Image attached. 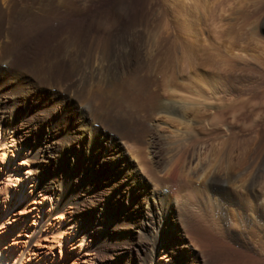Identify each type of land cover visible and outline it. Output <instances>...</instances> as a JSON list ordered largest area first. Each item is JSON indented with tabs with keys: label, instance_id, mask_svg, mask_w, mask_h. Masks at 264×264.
<instances>
[{
	"label": "rangeland",
	"instance_id": "rangeland-1",
	"mask_svg": "<svg viewBox=\"0 0 264 264\" xmlns=\"http://www.w3.org/2000/svg\"><path fill=\"white\" fill-rule=\"evenodd\" d=\"M125 1L53 0V10L47 11L42 10L45 6L42 1L36 0L33 3V9L38 13L37 18L19 23L14 33L20 31L23 33L20 37L21 42H33L36 47L38 45L33 53L37 57L45 50L48 51L54 40L69 39L71 41L86 37L95 41L102 40L122 28L127 21L135 18L147 19L151 16L159 25L155 39L161 45L158 62L160 76L169 71L174 44L181 46L187 41L191 45L193 43L191 40L194 38L197 46L195 68L197 71L214 77L215 90H212L214 98H210L207 102L209 110L232 105L237 99L242 98L247 100L252 97L255 103V107L250 110L248 109L250 105L244 103L245 106L240 114L243 111L251 117L248 121L242 118V122H245L244 126L238 124L230 136L237 141L238 145L240 143L239 160L241 162L251 147L258 149L257 154L260 155L257 156L258 181L262 182L259 181L256 190L258 193L261 191L260 194H262V184H264V147L262 148L264 138H261L264 135V106H262L264 0H207L206 8L209 19L206 20V24H199L201 23L199 22L197 24L199 26H194V37L185 23L184 15L186 10L190 11V14L195 12L193 0H128L130 2L128 8L118 13L114 5ZM59 5L60 7H57ZM202 16L200 15V18ZM220 16L223 20L218 19ZM158 17H160V23ZM213 18L218 20H216L217 23L211 25ZM95 20L101 21L100 27ZM151 22L153 25L154 21L151 20ZM216 24L222 27L215 29ZM51 26L55 27L54 31L49 29ZM199 28H202V31L207 30V33L203 34L198 30ZM33 43L30 46H33ZM22 52H27V49H22ZM175 79L180 83L182 77L177 76ZM207 85V82H203L200 88L204 92H210L209 85ZM217 95H222L223 99L219 100ZM62 96L63 94L57 89L55 97L49 102L46 97L40 95L36 100L33 99L34 101L27 103L23 97L21 99H18L19 96L16 99L11 98L0 88V264H264L263 230L255 231L252 228L247 232L241 229L237 225L235 220L237 215L233 211L230 213V222L226 227L230 226L229 229L237 233L239 242H233L229 236L223 235L222 240L225 243L205 246L203 242L199 243L198 239V243L194 240L197 237L201 240L204 234L196 233V237L191 233L190 227L181 225L176 214L178 210L180 213L185 210L191 213L192 217L202 216L205 210L204 216L211 217L212 212L204 208V202L200 206L202 209L197 205L188 204L195 196L198 197V194L194 193L196 191L186 193L187 187L186 185L185 188L182 187L184 181L174 168L171 176L163 180L164 183L170 181L168 185H165L167 189L164 187L161 189L164 185L158 182L161 173L154 170L155 166L152 165L155 164L151 165L149 148L144 142L151 138V134H154L150 128L156 126L154 131L159 135L168 136V139L163 140L168 144L175 146L181 138H186L185 136L180 137V132L170 129L168 126L170 124L167 125L164 122L156 124V119H152L148 124L140 122L135 134L125 119L118 120L111 115H102L95 109H91L88 112L91 119H96V122L106 119L116 139L114 147L121 154L111 158L113 153L104 149L100 154L101 157L97 156L99 160L93 163L89 156L78 151L80 146L77 142L65 141L66 135L69 134L67 120L63 119L66 112L54 106L60 103L61 107L63 104L66 107V104H69L68 101L72 100L73 105L78 104L80 94L77 93L74 96L73 93H68ZM17 99L21 101V105H18ZM26 107L28 111L24 109ZM200 107H203L202 103ZM20 108L23 109L20 110ZM20 111H24V116H20L18 113ZM72 113L75 114H73L74 118L80 115L77 111H72ZM32 118H39L38 121H42L45 126L53 125L55 128L52 127L53 131L50 134L44 130L40 132V128L30 121ZM83 119L86 121L85 117ZM234 122H238L237 118ZM89 130L94 131L93 126H90ZM126 133L131 135L128 140L124 136ZM197 136H202V134L198 133ZM225 137L221 136V139ZM157 144L159 147L160 143L157 142ZM106 145L109 147L110 144L106 142ZM160 147L157 148V153L161 152ZM139 150H141L140 153H137ZM145 160L153 170L152 172H146L144 169L146 168ZM76 167L77 173L74 175L71 188L77 191L76 194L74 193L77 196L73 198L74 202L63 203L62 194L64 193H62L61 181L65 177V172H70L71 168ZM109 167L117 169V172H119L118 167L120 170L121 167L125 168L141 181L144 180L148 189L162 190L171 195L170 201L166 200V194H163V197L166 198L167 211L172 209L174 213H171L167 222L165 221L166 216L162 219L165 223L162 222L160 229L164 225L166 235L165 238L158 239L154 252H145L140 244H136V239L139 235L145 234L143 229L147 227L142 226V232L139 229L138 209L141 207L142 210H147V203L154 195L146 198L142 194L138 209L130 210L126 201L131 199L132 189L128 187L121 193L122 195L120 194L119 199H121H118L124 203V206L126 205V220L115 222V219L112 220L109 216L102 226L93 224V219L91 223H84L83 215L86 211L98 210L101 213L104 207L99 200L104 197L98 187L99 183L87 179V176L84 178V172L105 170ZM47 177L50 178V182L47 181ZM77 179H87L85 186L87 190L78 189ZM117 180L118 178H115L114 182ZM192 182L194 186L196 182L194 180ZM172 185L173 187L170 188ZM121 187L119 185L116 190H123ZM230 189L234 191L233 187ZM116 194H107L103 202L115 197ZM119 201L116 200V202ZM184 206L185 209H183ZM134 222L136 225L133 224ZM94 225L97 227L96 230H93ZM210 230L207 233L212 236L213 230ZM106 234H108L107 237H104ZM101 236L104 241L101 240ZM37 260L39 261L36 262Z\"/></svg>",
	"mask_w": 264,
	"mask_h": 264
},
{
	"label": "bare ground",
	"instance_id": "bare-ground-1",
	"mask_svg": "<svg viewBox=\"0 0 264 264\" xmlns=\"http://www.w3.org/2000/svg\"><path fill=\"white\" fill-rule=\"evenodd\" d=\"M35 1L0 0V88L3 93L8 94L13 99L18 96V99L23 97L27 100V103L36 100L40 95L46 97L49 102L55 97L57 89L60 90L63 96L68 93H73L76 96L79 93L80 100H78V104L73 105V100H67L69 104L67 103L66 107L63 106L64 104L61 107L60 103H54V106L56 109L59 107L66 112L63 119L64 121L67 120L69 134L66 135L67 140L65 138V141L68 143L77 142L80 146L78 151L81 154H86L87 157L89 156L93 163L99 160L97 156H100L104 149L109 153H113L111 158L121 154L114 147L116 139L106 119L100 120L101 122H96L94 118L92 120L88 114L91 109H95L102 115H111L118 120L125 119L131 125L130 127L135 134L140 122L148 124L152 119H156V124L163 122L167 125L170 124L168 125L170 129L177 130V132H180V137L185 136L187 139L181 138V141L175 146L168 144V142L163 141L168 139V136L156 133L154 130L157 126L155 125L156 127L150 128L154 134H151V138L144 142L149 148L151 165L155 164L152 165L155 166L154 170L161 173L158 181L160 185L164 184L161 189L167 187L165 185H168L170 181L164 183L163 180L165 181L171 176V171L174 168L184 181L182 187L185 188V185L187 187L186 193L196 191L194 193L198 194V197L195 196L188 204L190 206L197 205L198 208L202 209L200 206L204 202V208L210 209L213 215L211 217L204 216L206 214L205 210L202 216L192 217L191 213L181 210L183 214L178 210L176 214L181 225L187 228L190 227L194 236H196V233L204 234L201 240L197 236L194 240L198 243V239L199 243L203 242L205 246L208 244L216 246L218 243H225L222 240L223 235L229 236L233 242H239L237 233L232 229L230 230V226L226 227L230 222V213L233 211L237 215L235 220L241 229H245L247 232L251 231L252 228L255 231L263 230L262 238H264V184H262L263 187L261 186L263 188L262 194H260L261 191L258 193L256 190L260 181H258L259 173L257 171L258 149L256 150L254 146L251 147L243 156L241 162L239 160L240 143L238 145L237 141L230 136L232 130L238 124L244 126L245 122H242V118L248 121L251 117L250 114L247 115L243 111L240 114L245 106L244 103L250 105L249 110L255 107V103L252 97L248 98L251 101L242 98L237 99L236 103L232 105L209 110L207 102L210 101V98H214V91H212L215 90L214 77L197 71L195 68L197 46L193 38V28L199 22H201L199 24H206V20L209 19L206 8L207 0H193L195 12L192 14L187 10L184 12L185 23L192 31L193 39L191 41L193 43L190 45L185 41L181 46L174 44L172 59L169 62V71L164 72L161 76L158 72L161 45L155 39L159 25L151 16L147 19L138 17L139 19L135 18L127 21L122 28L102 40L95 41L89 37L71 41L69 39L54 40L48 51L45 50L41 55L35 57L33 53H35L34 51H36L38 45L36 47L33 42H21L20 37L23 36L21 31L14 33L15 27L19 23L37 18L38 13L33 9ZM41 1L45 5L42 10H53V0ZM129 5L130 2L126 0L125 2L116 3L114 8L119 13L124 8H128ZM57 7H60V5ZM200 15L203 16L200 18ZM218 19L223 20L221 16ZM218 19L213 18L210 24L217 23L216 20ZM151 20L154 21L153 25ZM158 20L160 23V17H158ZM95 22L97 25L102 24L100 20H95ZM218 27L221 28L222 26L216 24L215 29ZM49 29L54 31L55 27L51 26ZM198 30L202 31V28ZM256 32L258 31L256 30ZM202 33L206 34L207 30L202 31ZM32 43L34 45L30 46ZM22 49H27V52H22ZM177 76L182 77L180 83L175 79ZM203 82H207L210 92H204L200 88V84ZM217 98L221 100L223 96L217 95ZM262 98V106H264V94ZM18 99L17 103L21 105L22 103ZM201 103L204 108L200 107ZM24 109L28 111V107ZM248 109L246 108V110ZM24 111L18 112L20 116L23 115ZM72 111H77L78 114L84 116L78 115L74 118ZM84 117L86 121L83 119ZM236 118L237 123L234 122ZM38 119L32 118L30 121L40 128V132L44 130V132L50 134L54 126H45ZM90 126H93L94 131L89 130ZM198 133H201L202 136H197ZM124 136L128 140L131 135L126 133ZM221 136L226 137L221 139ZM261 138H264V135ZM106 142L110 144L109 147ZM157 142L162 146H159L161 148L160 153H157V148H159ZM141 150L137 153H140ZM259 152L261 151L259 150ZM146 163L145 160L144 166L146 168L144 169L146 172H152L153 170ZM76 170L77 167L71 168L70 172H65V177L61 181L63 185L62 193H64L62 194L63 203L70 204L74 202L73 198L77 196L75 195L77 191L71 188L74 175L77 173ZM118 171L109 167L105 170L84 172V178L87 176V179L99 183L98 187L104 197L110 193H117L115 197L106 202H103L104 197L99 199L104 205L102 212L100 213L98 210L86 211L83 215L84 223H91L94 220L93 224L102 226V223H106L109 216L112 217V220L115 219V222L126 220V205L124 206V203L119 201L121 199H119V196L128 187L132 189L130 192L131 199L126 201L130 210L132 208L138 209L142 194L146 198L154 195L151 201L147 203V210H142L141 207L138 209V227L139 229L144 225L147 227L143 229L145 234L139 235L136 239V244H140L145 252H152L158 239L165 238L166 235L163 229L165 226L163 225V228L160 229L162 219L166 216L167 220L165 221L167 222L171 213H174L172 209L167 211L168 205L165 204L166 200L170 201L171 195L164 193L162 190L148 189L149 187L146 186L144 180L141 181L125 168L121 167L120 170V167H118ZM115 178H118V180L114 182ZM87 179H77L78 189L87 190V187L85 188ZM193 180L196 182L194 186L192 185ZM47 181L50 182V178L47 177ZM119 185L123 187V190H116ZM231 187L234 188V191L230 189ZM89 194L91 193L89 192ZM163 194H166L167 199L163 197ZM116 200L119 202H116ZM185 208L184 206L183 209ZM133 224L136 225L135 222ZM96 229L97 227L94 225L93 230ZM210 229L213 230L214 236L207 233ZM107 235H104V237H107ZM140 237L143 238L140 239ZM101 240L104 241L102 236Z\"/></svg>",
	"mask_w": 264,
	"mask_h": 264
}]
</instances>
